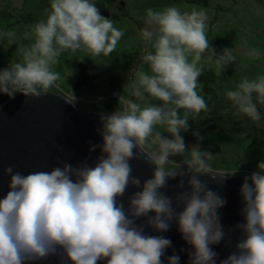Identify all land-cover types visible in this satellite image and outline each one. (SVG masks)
Wrapping results in <instances>:
<instances>
[{
  "label": "clouds",
  "instance_id": "clouds-1",
  "mask_svg": "<svg viewBox=\"0 0 264 264\" xmlns=\"http://www.w3.org/2000/svg\"><path fill=\"white\" fill-rule=\"evenodd\" d=\"M48 2L45 19L31 26L33 40L22 59L0 69V94L10 99L16 93L37 97L52 87L60 79L53 66L63 52L81 53L99 65L124 36L111 17L100 14L96 0ZM208 18L203 7L181 11L173 4L146 9L139 36L151 50L142 56L143 64L134 72L127 96H118L120 107L100 115L102 127L97 132L102 143L89 148L99 147L100 155L91 166L85 158L75 166L59 161L61 166L51 171L27 175L12 166L3 169L10 180L0 198V264H35L52 255L60 256L61 264H164L161 257L172 242L147 235L144 224L136 223L142 217L156 232H167L175 221L181 238L191 247L187 264H217V253L210 246L225 237L217 211L225 200L201 175L210 174L222 182L234 172H214L209 163L212 153L199 144L186 148L182 136L190 117L208 111L199 90L201 60H211L217 75L236 61L233 48L218 54L210 47ZM0 40L5 41L6 50L14 44L15 33L0 31ZM243 55L259 58L260 54L251 48ZM224 96L235 116L261 121L258 105H264V74L241 78ZM192 135L202 139L198 132ZM176 156L181 160L171 159ZM133 159L153 166L151 178L141 183L132 174ZM256 169L244 177L239 189L244 223L236 228L244 238L219 264H264V160ZM185 170L192 175L187 180L189 190L175 197L177 206L182 205L177 212L173 198L160 189ZM184 184L181 179L178 186ZM130 185L140 190L127 197L125 207L120 198ZM165 259L167 264L180 261L176 254Z\"/></svg>",
  "mask_w": 264,
  "mask_h": 264
},
{
  "label": "rangeland",
  "instance_id": "rangeland-1",
  "mask_svg": "<svg viewBox=\"0 0 264 264\" xmlns=\"http://www.w3.org/2000/svg\"><path fill=\"white\" fill-rule=\"evenodd\" d=\"M96 3L100 14L105 18L111 17L114 26L124 31V36L109 56L101 58L99 65L81 53L63 52L53 66L60 79L47 90L70 99L81 112L105 114L120 107L118 96L120 94L127 96V88L134 79V72L143 64L142 56L151 50L139 36V30L145 26L148 8L161 10L174 4L181 11H190L193 6L207 10L209 18L206 36L210 47L218 54L223 48H233L236 55V61L226 66L219 75L211 60H201L203 72L204 68L208 67L214 74L213 84L217 93L233 89L243 77L251 79L264 74V0H96ZM48 8V0H0V31L10 30L15 33L14 44L6 50L5 41L0 40V69L22 59L23 50L30 46L33 40L31 26L45 19ZM251 48L259 51V58L243 55ZM81 61L94 67L96 74L89 87L77 90L74 84L79 77L78 64ZM143 68L147 71V65H143ZM198 79L202 95L200 82H203L204 78L201 75ZM8 99L7 95L0 94V108ZM156 130L163 133V128L159 126ZM193 131L194 126L189 125L188 131L182 133L186 148L199 144L202 150L212 153L209 163L215 164L216 167H211L217 174L228 175L233 172L232 176L251 174L257 170L256 165L264 160L262 151L255 156L252 155L247 160L249 163L243 161L242 158H246L242 153L245 147L239 148L235 144L236 140L231 144L230 138L224 135H211L209 141L204 137L196 141L191 140ZM171 159L178 162L181 157ZM231 162L233 166L229 165ZM184 167L182 166V169Z\"/></svg>",
  "mask_w": 264,
  "mask_h": 264
},
{
  "label": "water",
  "instance_id": "water-1",
  "mask_svg": "<svg viewBox=\"0 0 264 264\" xmlns=\"http://www.w3.org/2000/svg\"><path fill=\"white\" fill-rule=\"evenodd\" d=\"M100 115L102 114L91 111L81 112L70 99L51 91L43 92L37 97L17 93L14 98H9L0 108V198L8 191L10 177L3 173L7 166H12L14 171L23 175L35 171H51L53 167L61 166L59 161L75 166L87 158L91 166L100 155L99 147L89 151L91 145L102 143L97 132L102 127ZM130 164L132 174L140 177L141 183L151 178L153 166L135 159ZM191 175L192 173L184 172L183 176L168 179L166 186L160 189L166 196L173 198V207L177 212L182 210V205L177 206L175 197L180 192L189 190L187 180ZM209 175L203 174L201 179L207 181L208 187L225 200L223 207L217 210L225 237L218 244L210 246L217 253L216 262L219 264L221 259L236 250L237 241L244 238L243 233L236 228L237 224L244 223L239 189L244 177H250L251 174L225 177L222 182ZM181 179L185 181L183 188L178 186ZM139 190L131 185L126 189L124 196L120 198L125 207L127 197ZM145 220L142 217L136 223L144 224L147 235L163 236L172 242V247L166 249L161 257L164 264H167L165 257L173 254L180 257L179 264H187L191 247L181 238L175 221L171 222L167 232H156L147 226ZM35 264H61V257L52 255ZM97 264L103 262L98 261Z\"/></svg>",
  "mask_w": 264,
  "mask_h": 264
},
{
  "label": "trees",
  "instance_id": "trees-1",
  "mask_svg": "<svg viewBox=\"0 0 264 264\" xmlns=\"http://www.w3.org/2000/svg\"><path fill=\"white\" fill-rule=\"evenodd\" d=\"M78 71L79 77L74 84V88L81 90L89 87L96 74L95 68L81 61L78 64ZM204 71L202 72L204 79L200 83L202 84V95L208 105V111L201 112L195 119L191 118L189 125L194 126L193 132H198L199 136L204 137L206 141L211 139V135L227 136L230 138L231 144L234 143L233 140H236L237 143L235 144L239 148L245 147L242 153L246 158H242V160L246 162L252 155L255 156L264 151V105H258V110L262 113V119L259 122L254 123L243 115L235 116V109L231 107V102L224 96L225 91L217 93L214 88L213 81L215 77L212 70L205 67ZM190 137L191 140H197L194 135ZM254 143H256L255 146H253ZM229 165L233 166V163L231 162ZM211 166L216 167L215 164Z\"/></svg>",
  "mask_w": 264,
  "mask_h": 264
}]
</instances>
